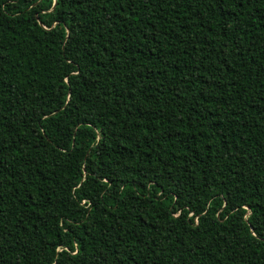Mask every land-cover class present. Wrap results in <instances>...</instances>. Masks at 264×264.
Segmentation results:
<instances>
[{
	"label": "trees",
	"instance_id": "trees-1",
	"mask_svg": "<svg viewBox=\"0 0 264 264\" xmlns=\"http://www.w3.org/2000/svg\"><path fill=\"white\" fill-rule=\"evenodd\" d=\"M0 264H264V0H0Z\"/></svg>",
	"mask_w": 264,
	"mask_h": 264
}]
</instances>
